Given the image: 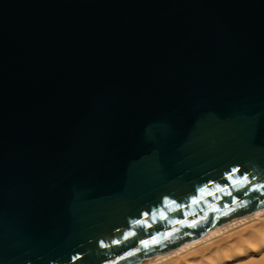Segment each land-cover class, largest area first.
<instances>
[{
    "label": "water",
    "instance_id": "95a60500",
    "mask_svg": "<svg viewBox=\"0 0 264 264\" xmlns=\"http://www.w3.org/2000/svg\"><path fill=\"white\" fill-rule=\"evenodd\" d=\"M263 207L264 0H0V264H141Z\"/></svg>",
    "mask_w": 264,
    "mask_h": 264
},
{
    "label": "bare ground",
    "instance_id": "6f19581e",
    "mask_svg": "<svg viewBox=\"0 0 264 264\" xmlns=\"http://www.w3.org/2000/svg\"><path fill=\"white\" fill-rule=\"evenodd\" d=\"M261 220H264V207L141 264H264V226L255 228L247 238L219 246L214 255L208 256V260L193 262L187 258L205 244Z\"/></svg>",
    "mask_w": 264,
    "mask_h": 264
},
{
    "label": "rangeland",
    "instance_id": "374dc122",
    "mask_svg": "<svg viewBox=\"0 0 264 264\" xmlns=\"http://www.w3.org/2000/svg\"><path fill=\"white\" fill-rule=\"evenodd\" d=\"M264 226V220L257 222L255 224L247 225L245 227L240 228L237 232L232 233L231 235H225L220 237L218 240H215L213 243L205 244L204 246L196 252H192L188 255V260H192L193 262H198L202 260H208V256L214 255L215 250L219 246H223L224 244H233L238 239L247 238L249 234L257 227ZM199 253V255H198ZM207 255V256H206ZM206 258V259H205Z\"/></svg>",
    "mask_w": 264,
    "mask_h": 264
},
{
    "label": "snow or ice",
    "instance_id": "6c2138e0",
    "mask_svg": "<svg viewBox=\"0 0 264 264\" xmlns=\"http://www.w3.org/2000/svg\"><path fill=\"white\" fill-rule=\"evenodd\" d=\"M145 246H147V242H145Z\"/></svg>",
    "mask_w": 264,
    "mask_h": 264
}]
</instances>
